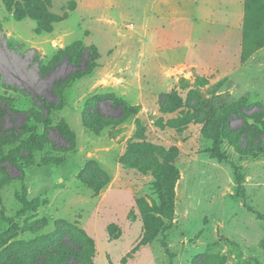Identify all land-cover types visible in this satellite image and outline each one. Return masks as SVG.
I'll list each match as a JSON object with an SVG mask.
<instances>
[{
    "label": "rangeland",
    "instance_id": "1",
    "mask_svg": "<svg viewBox=\"0 0 264 264\" xmlns=\"http://www.w3.org/2000/svg\"><path fill=\"white\" fill-rule=\"evenodd\" d=\"M155 2L157 10L148 9L154 18L146 43L142 36L146 0H54L52 12L58 16L68 5L76 9L52 33L40 35L35 32L36 22L15 21L0 0V97L10 98L14 109L27 112L36 105L34 112L45 115L38 108V97L57 104L61 95L56 86L76 70L86 69L88 50L80 61L65 59L44 72L59 52L81 42L99 54V67L64 91V109L51 114V128H37L38 139L51 143L26 165L25 177L16 167L0 162L5 168L0 172V186L5 183L0 189V212L19 226L18 236L3 244L1 236L10 224L0 220V264H42L46 257L36 256L50 249L75 248L69 239L74 232L60 224L76 226L94 240L95 264H264V49L245 62L237 52L242 46L238 25L243 21L244 0H210L222 8L206 10L196 9L195 0ZM216 46L223 47L222 52ZM210 48L214 52H208ZM104 95L111 98L87 105ZM171 95L201 108L200 115L209 121L207 135L223 118L230 130H246L241 146L254 152L241 156L224 141L226 161L212 158L208 151L213 142L203 133V125L167 127L183 114L161 111L162 104L168 102L170 109L176 103L168 101ZM113 100L138 113L94 135L82 123L86 107L89 123L93 111L118 119L122 109ZM25 117L8 111L3 128H18ZM62 118L77 136L75 151H60L70 145L56 129ZM143 130L149 144L171 153L180 172L174 218L162 220L166 229H160L149 244L144 242L137 200L159 204L154 183L162 160L133 155L124 161L127 166L121 162L130 146L141 143L136 133ZM20 147L17 144L11 151ZM6 150L5 154L10 151ZM89 161L110 178L98 196L79 179ZM235 170L242 178L239 194ZM25 199L38 200L36 213L23 212ZM58 225L62 230L50 246L44 240L56 233ZM37 226L41 230L29 231ZM31 242L40 243L32 250L27 248ZM15 243L19 246L7 256ZM24 257L26 262L21 261Z\"/></svg>",
    "mask_w": 264,
    "mask_h": 264
},
{
    "label": "trees",
    "instance_id": "2",
    "mask_svg": "<svg viewBox=\"0 0 264 264\" xmlns=\"http://www.w3.org/2000/svg\"><path fill=\"white\" fill-rule=\"evenodd\" d=\"M53 3L54 0H3L4 6L6 7L7 11L12 14L15 21L22 22L29 19L36 22L37 27L35 29V32L39 35L52 33L54 31V26L67 19L68 14L76 9L75 5H68L67 11L63 15L58 16L52 12ZM262 49H264V0H244L241 60L244 62L247 61L250 57H252ZM87 50L90 59L87 62L86 69L76 70L65 82L56 86L61 95L60 100L57 104L49 102L42 97H38V100L40 101V105L38 106V108L40 110L46 111L45 115H37L35 113V109H37L36 105H33L27 112H21L14 109L12 101L9 100L10 98H6L4 96L0 97V162L9 163L10 165L19 169L22 172V177H25V167H27V164H31L33 162L35 154L43 150V145L51 143L49 140L44 141L45 139H38L39 134L37 128H51V114L54 112L62 111L64 109V91L69 88L74 81L91 75L95 71V69L99 67L97 63L99 60V54L96 48H84L81 42H76L73 44V46H70L62 52H59V54L51 61L50 65L44 68V72H46L60 64L65 59L70 63H73L74 61L78 62L83 59L84 54ZM110 98V95H104L101 97L96 96L93 99L89 100V103H87V105L89 104L90 106V104L93 103L98 104L102 99ZM169 100H175L176 103L171 105L170 109L168 108V106H170L168 102L165 104V106H163L162 104L161 111L165 114L180 111V113L183 112V114L180 116V118H178V120H176L177 123L173 124L171 121V123H169L167 127L177 129L189 124L190 122H196L200 125H203V133L206 134L209 121L204 119L203 116L200 115V113L202 112L201 108L198 110L195 109V106L194 108H192L188 102L183 103L182 100L174 97L173 95L169 96L168 101ZM113 103L115 105L121 106L122 115L120 116V118L107 119L93 111L92 113H89V116L93 119V123H89L86 118L87 113L85 114L88 109V107H86V111L82 116L83 126L94 135L99 136L105 128L122 124L130 117L138 113L135 108L128 107L122 101L113 100ZM91 108L94 109L93 107ZM184 109H187L186 115L184 114ZM8 111L12 112L13 114H25L26 117L23 124H21L18 128L5 130L3 128V119ZM190 111L192 112L191 115L189 113ZM188 115L190 116L189 118H187ZM213 125V133L211 135L206 134L207 137L213 142L211 150L208 151L212 158L217 159L221 162L226 161V156L222 152V145L224 141L229 142L230 145L234 147L235 151L241 156H246L254 152V150L248 151L241 146V140L243 135L246 134V130H230L227 118L219 119L218 121L214 122ZM56 129L63 136H66L70 143L68 148L60 151H75L77 136L71 129L65 118L60 119V123ZM136 139L138 141H141V143L138 144L139 151L138 153L135 152V148L138 145L130 146L126 156L122 158L121 161L124 166L128 165L125 164L124 161L129 157H132L133 155H139L147 159L151 158V160L153 161L154 159L162 160V163L158 168V177L156 179V182L154 183L156 194L159 197V204L150 206L145 199L141 198L137 200L144 228V242L149 244L158 237L163 229H166L162 220H169L174 218L176 196L175 186L180 178V172L178 168L173 164V158L170 157L171 153L164 151L162 148L154 146L153 144H149L146 141L145 130H143L140 134L136 133ZM17 144L21 146L19 150L11 151V148L16 146ZM6 149H10L11 152L9 151L5 154V152L7 151ZM135 167H139V164H136ZM4 169L5 168H3V166H0V172L4 171ZM235 176L236 181L239 185V194L242 191V178L238 174L237 170H235ZM79 179L82 183L88 185L95 196H98L101 191L110 183L109 176L105 172H103L94 161H89L87 163L85 169L80 174ZM4 185L5 183L0 186V189ZM37 203V199H33L32 201H28L27 199H25L23 202V212L36 213L39 208ZM0 220L10 224V229L1 236L4 241L3 244H7L11 239L18 236L19 226L14 222V220L6 218L3 214H1V212ZM60 225L63 228L69 227L71 230L70 232H74L75 235L73 236H70L69 233L67 234L69 235V239L74 242V244H76V247L67 248L63 245L61 246L62 249H50L49 253H47L46 251V255L36 256V254H34L32 250L35 249V245H39L38 243L40 242H31L30 245L27 246V248H32V250H30L32 257H46L42 264H95L94 258L96 256V245L94 240L89 235H87L84 230H80L76 226L70 227L66 224ZM60 225H58L57 231L54 235L48 236L44 240L48 241L50 243V246H53L52 244L54 243V241H56L55 238L59 237L60 235L59 233L62 230ZM160 225L162 226L161 228H159ZM112 227L113 226L110 227V230L112 229ZM38 230H41L40 226L29 229V231L32 232ZM112 237L113 239H118L113 235ZM262 244L264 246V241L262 242ZM17 246H19L18 243L9 246L7 256H9L13 252V249H16ZM71 258L74 259V263H68V261H71ZM21 261L26 262V257L22 258ZM10 263L6 262L4 264ZM19 264L25 263L19 262Z\"/></svg>",
    "mask_w": 264,
    "mask_h": 264
},
{
    "label": "crops",
    "instance_id": "3",
    "mask_svg": "<svg viewBox=\"0 0 264 264\" xmlns=\"http://www.w3.org/2000/svg\"><path fill=\"white\" fill-rule=\"evenodd\" d=\"M154 1V2H153ZM219 1V0H218ZM152 2V4H151V6H149L150 5V3ZM211 6H215V7H220V8H222V6H221V4H217V3H210V0H205L204 2H201L200 0H195V7H196V9H210V7ZM145 9H146V13H147V16L148 17H145L144 18V21L142 22V24H143V26L145 27V32H144V34H142V36H143V41L144 42H146V43H148L149 41H148V36H150L152 33H153V31H152V28H150V22H151V20L154 18V17H152V16H149V13H148V9H156L157 10V7H156V2H155V0H146V6H145ZM243 17H244V10H243ZM243 17H242V19H243ZM156 19V18H155ZM154 19V20H155ZM242 25H243V21H242V23H241ZM242 25H238V28L240 27L241 29H242ZM181 27H183V25H181L179 28H176L175 29V32H177V34H178V32H179V30H180V28ZM227 28H229V26H227ZM192 30L194 29V27H192L191 28ZM193 34H194V32L192 31V33H191V37L192 38H194L193 37ZM227 34V36H226V41H227V39H228V37H229V32H227L226 33ZM194 41V40H193ZM191 42H192V39H191ZM241 44H242V41H241ZM197 45H195V47H196ZM222 48L223 47H217L216 46V50H219L218 52H222ZM213 49L214 48H210V49H208V52H212L213 51ZM196 51H197V47H196ZM214 52V51H213ZM237 52H241V46H240V51L238 50V48H237Z\"/></svg>",
    "mask_w": 264,
    "mask_h": 264
},
{
    "label": "water",
    "instance_id": "4",
    "mask_svg": "<svg viewBox=\"0 0 264 264\" xmlns=\"http://www.w3.org/2000/svg\"><path fill=\"white\" fill-rule=\"evenodd\" d=\"M30 195H31V193H30ZM30 197V196H29ZM30 201H32V199H30Z\"/></svg>",
    "mask_w": 264,
    "mask_h": 264
}]
</instances>
